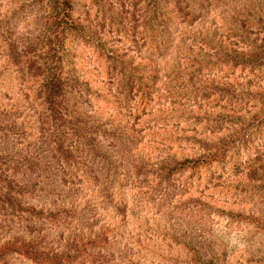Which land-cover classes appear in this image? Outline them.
Here are the masks:
<instances>
[{"label": "rangeland", "instance_id": "1", "mask_svg": "<svg viewBox=\"0 0 264 264\" xmlns=\"http://www.w3.org/2000/svg\"><path fill=\"white\" fill-rule=\"evenodd\" d=\"M39 6L0 0V136L16 132L11 152L22 155L39 130L43 63L53 65L39 46ZM114 45L127 47L118 36ZM65 50L67 73L84 78L75 98L83 120L91 116V159L73 136L64 170L41 155L26 168L10 163L28 182L18 205L0 203V243L29 247L6 252L1 264H264V126L248 120L263 114L262 82L233 87L211 69L192 79L170 72L167 84L161 69L157 84H145V98H116L103 74L92 72L91 45L72 41ZM128 55L154 66L144 64L148 50ZM127 102L132 115L119 105ZM221 144L228 148L217 160L171 172L175 160Z\"/></svg>", "mask_w": 264, "mask_h": 264}, {"label": "trees", "instance_id": "2", "mask_svg": "<svg viewBox=\"0 0 264 264\" xmlns=\"http://www.w3.org/2000/svg\"><path fill=\"white\" fill-rule=\"evenodd\" d=\"M35 1L40 4L38 9L45 16L37 32L40 50L46 54V61L50 59L53 65L47 66L46 62L42 67L39 130L36 140L26 148L31 156L27 157L29 151L26 149L25 155L18 152L22 158L15 157L17 151L15 154L11 152L17 145L11 137L16 132L0 136V164H9L0 171V203L9 206L20 203L19 197L25 193L23 188H26L28 180L21 182V178L16 177V169L18 165L26 168L29 158L36 165L35 161L41 155L47 157L44 162L48 165L55 163L61 170L67 168L73 136L81 144L79 153H85V157L91 159L89 153L95 143L91 116L83 120L84 116L77 106L78 99L75 98L84 94L81 88L84 78L69 75L65 69L64 52L68 42L78 41L93 47L95 66L92 72L94 75L103 74L109 93L116 98L136 93L142 95L138 98H145V87H148L145 84H157L161 69L168 73L164 75L167 84L174 80L169 76L170 72H174L178 79H181L180 74L192 79L198 73H201L200 77L204 76L203 72L211 69L220 70L225 80L233 82V87L241 82L250 85L252 80L261 81L263 87L259 88L261 97L258 104L263 114L248 120L264 126V0ZM115 36L124 40L127 47L118 50L114 45ZM143 49L149 52L144 64L149 62L154 64L153 67L138 66L128 57L130 51L138 54ZM152 57L159 58L161 64L156 65ZM235 71L239 74L236 75ZM88 91L85 94L89 102L91 94ZM127 104L119 105L132 115L135 109L130 105L127 107ZM135 120L138 126L140 116ZM68 143L70 149L67 148ZM224 146H216L214 153L206 151L199 156L175 160L171 172L195 169L217 160L225 154L224 149L228 147ZM14 161L16 164L20 161V164L10 167ZM35 174L34 181L40 182L38 177L41 174ZM61 178L66 182L65 175ZM27 246L29 243L22 241L0 243V264L6 252L15 248L24 250Z\"/></svg>", "mask_w": 264, "mask_h": 264}]
</instances>
